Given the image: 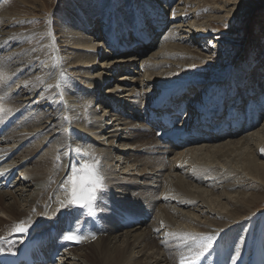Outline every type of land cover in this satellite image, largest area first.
<instances>
[{
    "label": "bare ground",
    "instance_id": "1",
    "mask_svg": "<svg viewBox=\"0 0 264 264\" xmlns=\"http://www.w3.org/2000/svg\"><path fill=\"white\" fill-rule=\"evenodd\" d=\"M122 1L105 6L112 18L100 22L102 26L93 19L100 7L94 9L96 12L88 10L84 21L71 18L73 10L54 9L56 14L65 9L59 16L70 21L66 25L57 22L55 28L51 18L44 25H23L43 21L40 9L34 6L28 15L33 20L0 9V82L8 85L0 86V106L12 110L0 119V236L7 237L5 247L11 248L4 252L15 253L21 244L49 234L55 226L58 244L48 264H180L181 257L194 256L204 245L193 244L186 249L190 241L205 237L209 243L208 238L216 236L219 239L211 252L200 254L194 264H245L242 255L235 252L237 257L232 256L242 235L232 228L251 222L258 214L254 212L259 203L253 194L239 190L237 186L242 183L237 180L240 177L249 184H264V161L256 155L264 145V124L259 128V123L255 124L264 114V96L258 103L251 101L249 130L218 141L181 146L178 136L185 130L178 127L158 132L146 124V119L150 109H159L165 96L176 94L181 100L196 101L199 108L193 106L190 112L217 111L223 104L224 91L225 101L235 93L236 102L231 103L228 113L240 118L241 102L258 99L264 87V52L255 55L261 65L251 68L250 64L245 75L231 70L222 78L217 71L209 74L212 79L208 81L218 87V102L211 97V88L200 98L196 91L203 72L199 77L187 74L204 68L205 63L191 65L195 55L187 44L191 38L206 42L209 35L204 23L191 19L187 4L193 0H166L165 4L161 0H139L145 5L144 13L152 15L158 25L171 19L159 40L154 26L145 22L146 14L138 10L126 17L121 12ZM67 2L72 6V1ZM213 3L224 10L217 0ZM166 10L173 11L171 18L164 16ZM130 18L135 21L133 27L127 21ZM136 22L134 32L147 35L148 45H129L132 37L126 38L125 33H134ZM10 24L20 27L9 28ZM54 29L59 31L58 48ZM108 32L129 50L118 53L108 49ZM50 44L56 45L59 63ZM67 64L70 74L63 68ZM147 93L153 96L147 98ZM95 156L112 197L106 201L110 217L101 220L96 204L91 214L78 222L74 213L69 214L71 207H66L69 178L85 160ZM8 178L12 180L6 189L3 185ZM88 218L93 224L84 226ZM21 221L30 226L28 232L13 231ZM229 228L237 234L229 238L234 249L223 244V237L228 236L224 229ZM68 233L80 239L67 240L64 236ZM87 248L91 253H84ZM252 261L260 262L255 249Z\"/></svg>",
    "mask_w": 264,
    "mask_h": 264
},
{
    "label": "rangeland",
    "instance_id": "2",
    "mask_svg": "<svg viewBox=\"0 0 264 264\" xmlns=\"http://www.w3.org/2000/svg\"><path fill=\"white\" fill-rule=\"evenodd\" d=\"M28 1L27 0H0V9L4 8V9L9 10V11L14 12V13H19V14L21 13V16L28 17V15H30L31 12L33 11L32 6H34V9H36V8L40 9V11L39 10L38 11L40 12V14H42L43 17L41 18V20H43V21L40 23H37V24H36V22L30 21V22L24 23L23 25H26V27H34L36 25H44V24H47L48 20H50V18H51L53 26L55 28L56 26H59L57 22H59L60 25H62V23H64L66 25L70 21L66 20L65 16H59L60 14H62L65 11V9L64 10L59 9L60 11L58 10L59 12L57 14H56V12H54V9H58L59 7L68 8L70 10H73V12H72L73 15H71V18L73 17L75 21H77V20L78 21L79 20L84 21L87 19V16H89L88 15L89 11H91L92 9H93V11H94V9L97 11L100 7L101 9L98 10L99 13L93 16V19L99 20V24H100V22H102V21L103 22L107 21L106 18H108V20H110V18H112L111 12H109L111 10L107 9L108 7H105V6L112 4V2H114L115 0H102V1L101 0H96V1L91 0L92 3H90L89 0H70L73 2L72 6H70V7L68 5L67 0H28ZM127 1H131L132 4L127 5ZM135 1H139V0H123L121 2V4L123 2L126 3V4L125 3L122 4L123 8L121 11L126 17H128V15H130L133 11H138V10H139V12L146 14V13H144L146 10L145 5L141 4L143 2L139 1L140 3H136ZM161 1H162V4H165V2H166V0H161ZM172 1L173 0H171L170 2H172ZM175 1L177 3L180 0H175ZM213 2H214V0H211V1L210 0H199V1L193 0L192 3L187 4L188 5L187 10L190 9L189 14L191 13L190 14L191 19H193L192 17H195L194 20H196V18H197V20H199V23H204L203 24L204 28L207 27L206 32L209 35L208 38L206 39V42H197L196 40H194V38H191L190 41H188V43H190V45L189 44H187V45L189 46V48L190 47L192 48V49L191 48L190 49L192 50V52L195 55V57L194 56L192 57V61L190 62L191 65H193L195 63H199V62H204L205 67L204 68H197V70L195 71L196 73L191 72V70L189 69L190 71L187 75L192 76V75L197 74V77H199L201 72H203L200 76V77H202V78H200L202 80V83L199 85V88L197 89L196 92H198L199 96H200V94H202L203 91L211 88L210 89V90H212V93H211L212 96L211 97L218 99V97H219L217 95L218 87L216 88V86L215 87L213 86L215 84L214 82L208 81L209 78L212 79L211 77H209V74H214V72L217 71L216 74H218V75L220 74V77L222 78V77H224V74L226 72L231 70L232 72H237V73L245 75V71L247 68H249L248 66L250 64H251L250 65L251 68L255 67V65L258 64V61H256V60H258L259 58H257V56L255 57V55H257V54L262 55L264 52V0H221V1L217 0V3H219L218 5L220 7L222 6L221 8H224V10L217 9V7L215 8ZM43 3H45V5H46L45 7L43 6ZM210 4H212V5H210ZM224 4H225V6H224ZM197 6H199V7H197ZM196 8H198L199 10H196ZM68 9L65 12V14L67 15L66 17H68V13L70 11V10L68 11ZM96 11H94V12H96ZM52 12H53V14L51 16ZM172 12L173 11L166 10L167 14L164 16L171 18ZM19 14H17V15H19ZM85 14L87 16H85ZM209 14L212 16L210 17ZM90 15H93V14L91 13ZM44 16H46V17H44ZM58 19H60V21ZM28 20H33V19L28 17ZM22 21H24V20H22ZM170 21H171V19L170 20L168 19V23L166 21V27L170 24ZM145 22H148V25L152 26V23L155 22V20H154L152 15L146 14ZM100 25L102 26V24H100ZM100 25H99V27H100ZM17 27H20V24H10L9 25V28H17ZM60 28H63V26H60ZM54 31H55V35H56V42H57V48H58L59 45L61 44V42H59L57 40V35L59 34V31H57L56 29H54ZM101 32H102V30H101ZM101 37L103 38V34L101 35ZM222 38H224V39H222ZM205 43H207V44H205ZM218 43H219V45H218ZM50 46H51V44H50ZM55 47H56V45L52 44L50 49H51L52 55L55 56L54 60L57 63H59L61 61L60 60L61 57L57 54V52H55L57 49ZM253 52H254V54H252ZM61 53L63 55H65L63 48H61ZM220 53H221V55H220ZM244 54H246V55H244ZM202 55H203V57H202ZM245 59H246V61H244ZM200 60H202V61H200ZM212 61H213V63H212ZM260 65L261 64H258V66H260ZM65 66H63V68H65V69L68 68V73L70 74L71 69L68 67V64ZM63 68L60 67V70H62ZM206 68H207V70H206ZM71 79H74V77L73 76L68 77L66 80V83L69 84ZM206 79H207V81H205ZM242 81H244V80L242 79ZM242 84H244V83H242ZM2 85L3 84L0 82V86H2ZM211 85L213 87H211ZM7 86L8 85H6L4 87H7ZM71 86H72V83L69 87L71 88ZM227 87H229V86H227ZM230 89L233 90L234 87L233 88L230 87ZM157 91H159V90H157ZM17 92H19V91H17ZM19 94H20V92H19ZM152 94L153 93H147L146 97L148 98V96H153ZM234 94L235 93H232L229 96V98H227V101H226V104L230 107H231V105H232L231 103L233 101L236 102V100H235L236 95H234ZM262 96H264V87L260 90V95H259L258 99L254 98V97H251L250 99H251V101L258 103ZM200 98H201V96H200ZM246 100H247V98H246ZM261 119L263 120L262 122H261ZM261 123H262V125H261ZM263 124H264V114L259 118L258 128L263 126ZM39 132H41V130ZM257 152L258 153L256 155H258L260 160L264 161V155H263L264 154V145H261L258 148ZM172 156L173 155H170V157H172ZM95 159H97V156H95ZM226 166H229V165L226 164ZM100 171L102 174L104 173V170L102 169V167H100ZM244 180H245L244 178L241 179L240 177H238L237 181L239 183H242V184H240L237 187L239 188V190L241 192L249 193L246 195L253 194L255 196V198H256L255 201H258L257 204L258 203L259 204L257 205V207H259V208H257L255 210L256 212H254V213H258V214H256L257 217L254 216V218H253V220L255 222L253 220L251 221L253 223L244 222L245 224L239 225L240 227L232 228L236 232L239 230L240 234H242V235L238 236V238L240 240L239 242L241 243L240 245L236 244L235 249H234L233 244H232L233 242L231 243L229 238L237 237V234L230 228L224 229V231H225L224 235H228V236L223 237L226 239L223 242V244H224V247L232 246V248L234 249L232 256H236V253H237V255H240V256L242 255V258L246 259L245 264H252V262H253L252 261L253 249H255L257 251L258 257L260 259L259 264H262V262L264 261V254H263V252H264V248H263L264 247V218H262L263 217L262 215H264V211L262 210V209H264V205H263L264 204L263 203L264 202V184H259L258 182L257 183L254 182V183L249 184L248 183L249 181L246 180L247 181L246 182ZM104 182H106V181H104ZM252 186H254V187H252ZM261 186H263V187H261ZM108 190L109 189L107 188L106 183H105V189H104L102 194L98 195L97 202H96V204H97L96 211H97L98 217L101 220H106L110 217V212L106 207V201L112 200V197L109 195ZM232 207H235V206L233 205ZM71 209H72V211L69 212V214L71 215L74 213V215L76 216V219H79L78 222L82 221L84 218H86V216H88L89 209H86V208L76 209L74 207H71ZM92 210H94V209H92ZM258 211H260V212H258ZM92 221H93L92 218H88L85 221L84 226H89V225L93 224ZM235 224H237V223H235ZM262 224H263V226H262ZM250 226H252V227H250ZM253 237H255V238H253ZM241 238L243 239L242 241H241ZM217 239H219V237L216 236V238L211 240L210 246L203 249L201 254H205V255L209 254L212 250L213 243ZM252 239H255V240H252ZM198 243H201V244L207 243L206 238L205 237H199L193 242L190 241L189 244L185 245L184 247L187 249V248L193 247V244L196 245ZM6 248H9V247H6ZM196 249H199V248H196ZM84 253H87V254L91 253V248H87L86 250H84ZM212 253H213V251H212ZM195 264H197V263H195ZM232 264H235V262Z\"/></svg>",
    "mask_w": 264,
    "mask_h": 264
},
{
    "label": "snow or ice",
    "instance_id": "3",
    "mask_svg": "<svg viewBox=\"0 0 264 264\" xmlns=\"http://www.w3.org/2000/svg\"><path fill=\"white\" fill-rule=\"evenodd\" d=\"M10 108L0 106V119H3L6 115L11 114ZM105 178L100 171L99 161L93 158L91 161H85L78 170L73 172V175L69 178L71 185L69 189V200L66 207H74L76 209H89L95 207L98 195L102 194L105 189ZM30 226L24 224L23 221L14 226V232L26 233ZM11 235V234H10ZM67 240H79L80 238L72 233H68L64 236ZM94 238V237H93ZM5 241L7 237L0 236V252L10 250L5 247ZM209 243L201 246V252H196L194 256L185 259L181 257L180 264H194V260L199 257L202 250L210 246L211 237L208 238Z\"/></svg>",
    "mask_w": 264,
    "mask_h": 264
}]
</instances>
